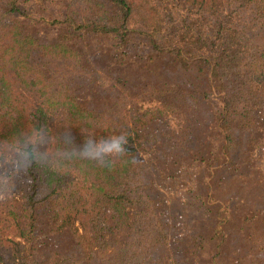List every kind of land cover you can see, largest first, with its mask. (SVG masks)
I'll list each match as a JSON object with an SVG mask.
<instances>
[{"label": "trees", "instance_id": "16d2710c", "mask_svg": "<svg viewBox=\"0 0 264 264\" xmlns=\"http://www.w3.org/2000/svg\"><path fill=\"white\" fill-rule=\"evenodd\" d=\"M112 135L135 163L77 154ZM247 177L241 233L264 222V0H0V264H150L176 239L216 264V188ZM179 191L201 204L165 221Z\"/></svg>", "mask_w": 264, "mask_h": 264}, {"label": "rangeland", "instance_id": "374dc122", "mask_svg": "<svg viewBox=\"0 0 264 264\" xmlns=\"http://www.w3.org/2000/svg\"><path fill=\"white\" fill-rule=\"evenodd\" d=\"M204 131L207 140L204 143L203 149L208 152L206 149L207 144L218 143L215 140L214 124L209 122L204 127ZM183 167L189 171L185 174L186 176L191 175L193 177L196 175V172H199L197 171L198 167L192 166V161L190 160L184 161ZM204 174L205 172L202 170L201 178ZM253 185L254 180L247 177L245 179L233 180V182L229 181L226 187L222 189L216 188V201H219L218 203H225L228 207L233 206V213H231L232 222H230V224H224L223 226L221 225V228H219V232L223 234L225 241L219 246L220 256L217 257L216 264H264V222L259 221L260 225L258 228L255 227V225H250L249 227L248 223L245 231L242 233L235 224L240 217H245V215L242 214H249L250 210L254 209L253 207L257 205L254 203L262 205L260 200L254 199L255 197L252 193L254 189ZM239 197L243 199L251 198L252 200L248 201L246 206L241 207L240 205L242 204L239 205L238 203L240 201L238 199ZM187 200L188 199L183 196L182 191H179V194H176L171 202L173 204L165 205L168 206L167 208L165 206L160 207V212L162 213L164 211L162 213L163 217L167 215L165 221L173 219L177 215L186 216L188 218L191 213V207L195 208L198 206V203L201 204L199 200L191 201L190 198L188 202ZM195 211L196 210H194V212ZM252 238L254 239L253 241ZM255 242H257V244H255ZM214 244L216 246L218 242L214 241ZM206 246L207 243L204 242L203 247L205 248ZM171 247L169 251H167L166 248H162L157 258L151 261L150 264H201L196 256L193 257L188 254V248H184L186 244L182 245L180 240L176 239L174 243H171ZM210 247L209 245L207 246L208 251H215L213 250L214 247ZM165 255L170 256L166 258ZM207 255L206 253V256Z\"/></svg>", "mask_w": 264, "mask_h": 264}, {"label": "clouds", "instance_id": "9594fccd", "mask_svg": "<svg viewBox=\"0 0 264 264\" xmlns=\"http://www.w3.org/2000/svg\"><path fill=\"white\" fill-rule=\"evenodd\" d=\"M123 144V135H112L107 138H101L99 142L88 139L84 142L83 148L79 150L77 154L86 159L101 161L102 167L108 166L106 158L111 156H117L124 161L135 163L134 160L125 156ZM33 160L42 162V154L34 150L21 152L18 158L12 161V169L8 175L15 178L17 175L25 172L27 168L30 167ZM0 201L3 200L0 199Z\"/></svg>", "mask_w": 264, "mask_h": 264}]
</instances>
